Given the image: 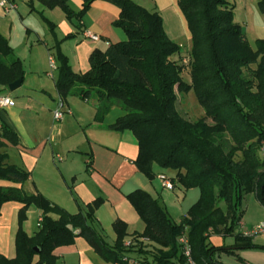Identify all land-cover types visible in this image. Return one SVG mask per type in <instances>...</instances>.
I'll list each match as a JSON object with an SVG mask.
<instances>
[{"label":"trees","instance_id":"16d2710c","mask_svg":"<svg viewBox=\"0 0 264 264\" xmlns=\"http://www.w3.org/2000/svg\"><path fill=\"white\" fill-rule=\"evenodd\" d=\"M35 1L47 9L59 7L70 21L79 23L96 1L119 8L114 26L127 39L110 44L106 51H93L88 73H74L67 57L57 49V93L63 100L71 96L87 100L94 92L101 103V123L114 107L120 108L124 114L108 128L136 137L139 171L154 180L155 166L173 170L176 177H167L175 187L198 188L201 195L181 224L148 191L139 189L127 196L146 226L136 238L152 242L157 250L150 252L143 244L137 251L125 248L128 226L121 220L113 225L117 235L114 246L105 241L93 225L102 199L88 204L85 212L71 214L41 194L0 187V215L5 203L24 206L15 237L16 257L0 254V264H58L55 251L74 245L77 238L85 239L109 263H122L131 254L143 264H190L178 242L184 234L194 264H225L219 259L222 254L236 256L242 263L240 251L264 250L253 238L236 234L248 195L255 194L264 207V158L260 153L264 140V40L258 41L257 51L252 50L243 27L234 22V6L228 0H179L192 39L191 53L181 55L182 47L168 37L161 15L132 0H82L78 14L70 8L71 0ZM259 9L264 14V0L259 1ZM175 55L179 61L171 59ZM186 57L189 66L182 63ZM185 70H190L191 84L182 78ZM25 74L22 61L0 35V86L7 89ZM190 90L205 110L203 120L192 121L178 109L179 95ZM6 142L18 146L19 138L2 122L0 181L24 184L30 173L8 163V154L1 152ZM160 175L165 174L158 178ZM32 205L42 211L35 237L23 229ZM213 236H235L236 244L216 247L211 243Z\"/></svg>","mask_w":264,"mask_h":264},{"label":"crops","instance_id":"0c3cea01","mask_svg":"<svg viewBox=\"0 0 264 264\" xmlns=\"http://www.w3.org/2000/svg\"><path fill=\"white\" fill-rule=\"evenodd\" d=\"M13 1L18 6L16 11L6 14L0 8V35L22 61L26 74L21 87L14 92L0 86V96L10 97L15 102L14 107L0 108V127L4 122L19 138L18 146L6 142L1 152L8 154L9 164L23 168L30 177L24 184L0 181V187L22 189L27 195L41 194L71 214L82 209L85 212L88 204L102 199L103 204L95 212L93 225L109 245L114 246L116 242L113 225L118 220L128 226L125 242L141 236L145 223L127 196L143 189L164 202L169 193L182 192V189L180 185L174 190L165 189L158 175L175 177L157 166L154 168V180H149L139 171L135 165L139 155L136 137L128 131L115 132L108 128L124 112L114 107L105 122H99L101 103L94 92L87 100L77 96L64 100L65 117L62 122H55L53 114L60 99L56 89L59 72L51 73L49 58L53 56L59 68V48L74 73H88L93 51H106L110 44L122 40L121 30L114 26L120 16L119 8L105 1H96L79 23L76 19L70 21L59 7L51 10L35 0ZM132 1L150 12L159 13L167 35L174 43L181 46L183 40H190L191 34H188L179 0ZM69 6L78 14L82 11L83 1L71 0ZM86 30L100 36L101 41L85 39L83 32ZM186 198L184 193V200ZM23 207L21 203L8 202L1 208L0 254L8 259L16 257L15 237L19 229V212ZM258 207L257 219L247 223V218L243 217L236 234L242 235L264 222V207ZM41 220L42 211L30 206L23 225L29 237L39 233ZM262 237L253 238L254 244L264 247V243L258 242ZM140 238L148 247H155L152 242ZM225 239L213 236L211 243L216 247L236 244L235 236ZM261 255H264V250H243L238 253L242 263L236 256L225 254L219 259L225 264H264ZM55 256L58 264H112L97 254L83 238H77L72 246L58 248Z\"/></svg>","mask_w":264,"mask_h":264},{"label":"rangeland","instance_id":"374dc122","mask_svg":"<svg viewBox=\"0 0 264 264\" xmlns=\"http://www.w3.org/2000/svg\"><path fill=\"white\" fill-rule=\"evenodd\" d=\"M234 6V22L243 27L246 35V39L253 51H257L258 41L264 40V14L259 9L260 0H228ZM122 41L126 40L127 37L123 31ZM188 34L189 31H188ZM182 54L187 55L192 50V39L183 40L181 42ZM180 46V47H181ZM173 61H179L178 55L171 57ZM59 63V61H58ZM256 68V65L253 66ZM57 73V72H56ZM86 74V73H85ZM182 78L185 82L191 84L192 78L190 70H185L182 74ZM96 97V96H95ZM94 97V99H95ZM178 109L188 119L192 121H200L206 118L205 110L199 105L194 90H190L187 94L179 95ZM262 155V154H261ZM168 174L172 177H176V173L173 170H168ZM182 192L178 190V193H169L166 196V201H162L165 209L168 211L171 218L178 224H181L183 219L188 216L191 208L200 199V189L186 190L180 186ZM168 192V191H167ZM170 192V191H169ZM184 193L187 194L186 200H184ZM223 208H226L224 204H221ZM258 206H262L257 200L256 195H248L243 201L242 210L244 211V218H247L245 222H252L258 217ZM264 236V235H262ZM258 236V237H262ZM223 238V237H221ZM257 238V237H256ZM225 239V238H224ZM228 241V239H225ZM259 243H264V237L258 240ZM143 248L148 249L150 252L157 250L156 247H148V244H143ZM261 259L264 255H261ZM150 261L152 260L149 258Z\"/></svg>","mask_w":264,"mask_h":264},{"label":"built area","instance_id":"2783aa9c","mask_svg":"<svg viewBox=\"0 0 264 264\" xmlns=\"http://www.w3.org/2000/svg\"><path fill=\"white\" fill-rule=\"evenodd\" d=\"M0 8L3 10L4 13L8 14L10 12L16 11L18 9L17 4L13 0H0ZM83 36L85 39L93 41V42H100L101 38L100 36L86 30L83 32ZM190 59L189 57L184 58L182 63L186 66H189L190 64ZM49 65H50V70L51 73L55 72L58 70V65L56 63V60L54 59L53 56L49 58ZM15 106V102L13 99L7 96H0V108H11ZM54 114V120L57 123H60L64 120L65 117V112H64V100L59 99V102L57 104V108L53 112ZM260 153L262 154V157L264 158V140L261 143L260 147ZM159 179L163 182V187L167 190H174L175 186L172 183V181L165 175H160ZM245 237L248 238H255L258 236L264 235V222H260L256 226H254L251 230L243 232L242 234ZM179 244L182 246L183 253L185 257L188 259V262L190 264H194L192 261V256H191V248L189 245V241L187 236L184 234L179 237L178 239ZM147 244L144 239L141 238H133L127 242H125V248L127 250H138L141 246V244ZM124 262V263H123ZM123 262H118V263H112V264H143L141 262V259L135 257L134 255L128 254Z\"/></svg>","mask_w":264,"mask_h":264},{"label":"water","instance_id":"95a60500","mask_svg":"<svg viewBox=\"0 0 264 264\" xmlns=\"http://www.w3.org/2000/svg\"><path fill=\"white\" fill-rule=\"evenodd\" d=\"M22 83H23V79H19L18 81H16V82L10 84V85L8 86L9 91H10V92H14V91H16L17 89H19V88L21 87Z\"/></svg>","mask_w":264,"mask_h":264}]
</instances>
